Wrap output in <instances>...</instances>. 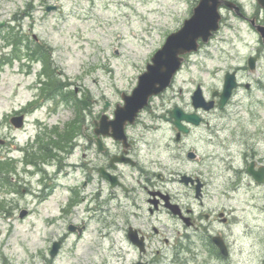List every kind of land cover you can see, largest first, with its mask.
<instances>
[{
  "label": "rangeland",
  "instance_id": "rangeland-1",
  "mask_svg": "<svg viewBox=\"0 0 264 264\" xmlns=\"http://www.w3.org/2000/svg\"><path fill=\"white\" fill-rule=\"evenodd\" d=\"M198 1L0 0V139L9 141L0 144V158L17 160L0 171V264H131L141 258L154 264H263L264 181L257 182L248 168L253 162L256 169L264 167V42L247 18L229 8H222L221 27L210 41L186 56L163 96L167 107L178 104L187 112H199L191 100L197 85L212 99L214 91H222L226 72H237L240 86L229 104L222 110H202L205 124L186 138V148L196 149L202 161L184 158L182 169L195 171L207 182L202 200L192 187L178 184L173 172L166 148L170 123L160 120L161 128L158 122L151 123L158 127L150 135L157 162L152 169L164 175L169 189L162 192L178 200L185 215L190 214L187 209L194 217L209 213L200 230L186 228L159 196L158 207L144 200L153 197L151 190H134L131 196L140 203L126 206L123 196L118 198L121 204L109 200V190H100L97 175L83 188L84 172L66 167V153L56 156L54 145L49 155L29 148L26 161L25 152L19 151L29 147V136L30 144L37 127L41 133L57 126L55 141L67 152L70 140L81 126L91 127L104 102L115 104L122 91L132 92L155 51L191 16ZM239 1L250 17L261 7L257 0ZM49 5L58 8L47 11ZM12 27L28 42L51 48L58 78L68 82L74 95L65 103L58 94L36 108L23 129L9 118L39 94V89L27 87L36 83L41 63L31 64L28 58L31 73L22 65L27 56L2 64L13 54V45L4 40ZM255 55L257 68L251 70L248 58ZM246 83L251 84L249 89ZM76 100L82 101L81 108L90 107L76 113ZM76 139L82 142L85 137L80 133ZM76 160L81 162L82 155ZM31 161L35 166L26 164ZM24 210L28 216L20 218ZM125 219L146 235L145 254L129 241ZM213 236L223 237L227 256L220 253ZM57 240L62 241L61 249L52 257Z\"/></svg>",
  "mask_w": 264,
  "mask_h": 264
},
{
  "label": "flooded vegetation",
  "instance_id": "flooded-vegetation-1",
  "mask_svg": "<svg viewBox=\"0 0 264 264\" xmlns=\"http://www.w3.org/2000/svg\"><path fill=\"white\" fill-rule=\"evenodd\" d=\"M233 1L241 7L240 16L247 18L253 29L257 32V26L264 25V9L259 7L257 11L258 15L254 14L253 17H250L246 14L239 0ZM161 97H163V94L153 98L150 104L141 111L134 122L126 123V137L123 139H116L112 131L100 135L97 134V129L101 128V118L103 115H105L104 118L106 122L113 120L116 116V106L120 104V102H115V104L109 101L104 102L102 110H100L98 116L92 120L91 127H83L82 135H84L85 139H83L82 142L79 139H73L69 144L66 154L68 164L65 166L72 167L76 172H84L85 179L83 188L86 189V186L97 175L101 184L100 190H109V200L114 201L116 198L123 195V197H125L126 206H130L132 202H138L131 196L134 190H169L166 185L167 183L163 182L165 179L164 175L152 169L153 165H156L157 162L153 161L152 158L154 144L150 135L152 131L158 127L161 128L162 125L159 123L160 120L165 119L170 121L172 111L171 108H164V105H167V103L160 101ZM34 109L35 102L31 104L26 103L18 114H24L27 118L29 114L33 113ZM152 122H158V127L151 124ZM183 124L189 128L188 132H180V128L176 124L173 122L170 123L171 129L167 134L168 143L166 145V148L170 150L168 157L174 162L172 164L173 172L177 175L178 184L189 185L194 190H197V184H201V195L198 197L199 200H201L205 195L207 182H205L198 173H195V171L182 169L183 167L186 168L184 165V158H188L189 152L192 150L196 152L194 148H186V138L187 136H191L194 133V129L198 127L186 123ZM80 154L83 160L77 162L78 160H76V158ZM191 160L202 161V157L197 156L191 158ZM62 169L63 168H60V171H62ZM47 186L49 187V185ZM69 190H77V188L70 187ZM159 194L165 201V206L168 211L181 219L186 228L200 230L203 227L202 215L194 217L191 214L192 210L187 209V212L190 214L186 216L178 200H171L169 194L166 195V200L163 197L164 194L161 192H159ZM144 200L151 202L150 198ZM156 200V207H158L160 199L156 197ZM171 206L175 207L172 208ZM149 210L151 212L153 211L152 208ZM186 217L190 218L188 221L189 224H187L185 220ZM203 217L209 220L210 214H203ZM222 220L225 221V218ZM124 222L128 224V231L131 227L137 230L138 238L144 241V250L146 252L148 249L146 235L143 234L140 229H137V227L129 225V219H125ZM148 262L149 264L153 263V261Z\"/></svg>",
  "mask_w": 264,
  "mask_h": 264
},
{
  "label": "water",
  "instance_id": "water-1",
  "mask_svg": "<svg viewBox=\"0 0 264 264\" xmlns=\"http://www.w3.org/2000/svg\"><path fill=\"white\" fill-rule=\"evenodd\" d=\"M264 7V0H258ZM222 4L230 8H235L238 12L239 7L230 0H199L194 7L193 14L190 18L184 21L183 26L176 32L167 37L165 44L152 57V63H149L147 70L139 76L138 85L135 87L131 95H124L125 104L118 106L116 110V119L106 122L105 118L101 120L102 130L108 132L113 130V134L118 139L125 137L124 125L127 120L134 121L138 112L145 107L150 97L164 91L171 83L174 75L180 69L184 60L183 55L197 51L199 49L200 40L203 42L209 41L210 37L220 27L222 15L219 8ZM55 6L48 7V10L54 9ZM258 30L264 41V26H259ZM256 58H249V65L252 69L256 67ZM238 86L236 80V72H228L225 77V84L222 93L220 94L219 108L223 109L232 96L233 90ZM217 94V92H215ZM193 105L195 108H203L211 110L215 106V101H207L202 93L201 86L194 92L192 96ZM173 116L176 117L175 123L180 126L181 121L185 119L194 124H200L202 118L196 113L183 114L181 110L175 109ZM13 122L16 126L22 125V117H15ZM2 142V141H0ZM257 181L264 180V168L258 171L254 170L253 165L249 167ZM196 192L199 195L200 190ZM23 216V215H22ZM73 229V227H71ZM131 236V235H130ZM134 241L136 237L132 236ZM214 241L220 247L224 254H227V248L221 238L215 237ZM140 246L141 241H138ZM61 246V242L57 241L53 244L51 255L55 256ZM133 264H148L146 262H136ZM264 264V263H263Z\"/></svg>",
  "mask_w": 264,
  "mask_h": 264
},
{
  "label": "trees",
  "instance_id": "trees-1",
  "mask_svg": "<svg viewBox=\"0 0 264 264\" xmlns=\"http://www.w3.org/2000/svg\"><path fill=\"white\" fill-rule=\"evenodd\" d=\"M7 37L10 40H13V42L16 43V45L22 39V36L20 35L19 32H14V28L10 29V31L7 33ZM43 54H45V52ZM46 59H47V57L44 58L45 61H46ZM46 63H47V61H46ZM76 106H78V110L81 109L80 102H77ZM0 171H4V161H0Z\"/></svg>",
  "mask_w": 264,
  "mask_h": 264
},
{
  "label": "bare ground",
  "instance_id": "bare-ground-1",
  "mask_svg": "<svg viewBox=\"0 0 264 264\" xmlns=\"http://www.w3.org/2000/svg\"><path fill=\"white\" fill-rule=\"evenodd\" d=\"M237 215V214H236ZM234 217H236L235 215H233ZM238 217V216H237Z\"/></svg>",
  "mask_w": 264,
  "mask_h": 264
}]
</instances>
